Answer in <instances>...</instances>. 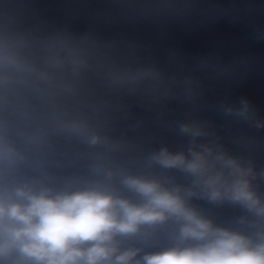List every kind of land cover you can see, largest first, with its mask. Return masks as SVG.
<instances>
[{"label": "clouds", "instance_id": "9594fccd", "mask_svg": "<svg viewBox=\"0 0 264 264\" xmlns=\"http://www.w3.org/2000/svg\"><path fill=\"white\" fill-rule=\"evenodd\" d=\"M98 67L85 40L59 34L37 39L0 26V264H264V197L255 190L251 162L198 145L196 139L207 133L196 123H183L180 132L192 138L187 154L162 148L149 161L182 171L191 177L190 186H166L111 166L106 153L118 144L82 108L69 106ZM103 79L108 87L131 93H155L164 86L151 67L111 66ZM33 97L51 105V135L83 146L90 170L102 179L76 190L8 180L46 143L40 132L11 134L9 114L30 120ZM241 105L237 114L247 117L251 105L247 100ZM115 178L140 202L122 195ZM196 196L238 206L244 214L237 223L243 227L217 226L191 206ZM169 220L177 225L174 246L143 255L139 247L124 246L145 237L144 226Z\"/></svg>", "mask_w": 264, "mask_h": 264}]
</instances>
